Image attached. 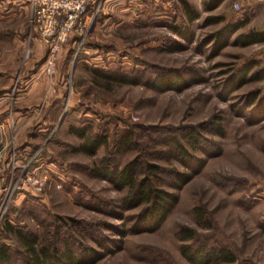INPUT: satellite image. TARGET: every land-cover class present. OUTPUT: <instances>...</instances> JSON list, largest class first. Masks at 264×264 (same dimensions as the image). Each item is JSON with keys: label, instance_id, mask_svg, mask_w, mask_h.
Listing matches in <instances>:
<instances>
[{"label": "rangeland", "instance_id": "374dc122", "mask_svg": "<svg viewBox=\"0 0 264 264\" xmlns=\"http://www.w3.org/2000/svg\"><path fill=\"white\" fill-rule=\"evenodd\" d=\"M104 1L83 43H66L50 76L32 1L0 0V97L6 98L0 108L12 113L11 142L0 150V175L9 188L8 204L0 207V240L26 248L7 222L42 238L60 226V237L71 242L69 232L96 248L105 240L111 251L90 264H264V118L257 113L264 101V41H235L239 32L264 30V0H225L214 9L188 0L200 13L193 21L182 0ZM209 14L245 21L216 54L205 40L223 22L209 23ZM244 68L248 77L233 85L231 75ZM96 69L142 79L120 82ZM160 72H181L186 80L176 87L145 84ZM18 108L49 114L50 127L38 134L42 117L34 118L16 133ZM71 126L85 136L106 135L108 143L89 154L81 147L86 137ZM177 141L205 160L179 189L170 185L175 170L192 173L194 167L182 160ZM106 154L119 165L137 156L159 164L160 185L179 196L160 227L128 231L120 248L113 239L144 204L119 208L127 190L92 174ZM58 216L68 223L56 224ZM188 229L192 237L184 238ZM184 244L224 246L236 260L193 263Z\"/></svg>", "mask_w": 264, "mask_h": 264}, {"label": "trees", "instance_id": "16d2710c", "mask_svg": "<svg viewBox=\"0 0 264 264\" xmlns=\"http://www.w3.org/2000/svg\"><path fill=\"white\" fill-rule=\"evenodd\" d=\"M222 1L223 0H205L204 6L206 9H214ZM182 3L189 21H193L200 16L199 11L195 9L188 0H182ZM99 11H101V9ZM206 19L209 23L223 22V24L212 31L205 40L206 43L213 44L212 50L214 54L222 49L230 41L233 34L245 24L244 20L236 22L227 21L226 16L223 14H209L206 16ZM173 29L185 37L189 36L188 30H182L177 24L173 26ZM78 38H74L75 43L78 42ZM235 41L242 45L263 42L264 30L254 29L246 32H239L236 35ZM96 71L105 75V77L120 82L139 83L142 79L139 74L133 75L123 72L118 73L116 71L108 74V71L102 69H96ZM248 71V69L244 68L234 72L230 77L233 85L243 83L248 77ZM183 80H186V76L181 72L176 74L160 72L154 78L147 79L145 84L157 88L176 87L175 85L182 83ZM256 93L257 91H254L248 95V98L251 100L250 105H252L256 99ZM253 96L255 97L253 98ZM257 108V113L264 118V101L258 102ZM71 130L84 138L86 137L81 147L89 154H94L100 145L108 143L106 135L85 136L86 132L84 129L75 128L74 126H71ZM126 139L127 135L122 138V141H127ZM197 139L199 140V136L195 135L194 141L197 142ZM175 146L187 166L194 167L192 173L175 170V175L170 185L179 189L191 179L193 173H196L203 166L205 160L196 154L190 153L187 147L180 141H177ZM91 172L95 176L109 179L117 190H127L121 197V201L118 204L119 208L130 209L144 204L142 210L133 216L134 218L131 226L128 228L123 227L119 230L122 237L118 240L113 239L114 242H117L116 247L118 248L122 246L123 236L126 235L128 231L138 232L153 230L160 227L168 211L173 207L179 197L176 191H172L160 185L161 166L157 163L145 162L139 156L134 157L123 165H119L114 156L106 154L92 166ZM121 217H123V214H121ZM57 220L68 223L62 216H58V219L55 220L56 224L58 223ZM6 226L8 231L10 230L16 234L18 237L17 239H19L26 248H20V250L14 249L8 242L0 240V264H90L103 258L107 251H111L106 245L105 240L98 239L97 241H100L101 249L96 248L93 244L82 242L80 237L70 233L69 230L67 235L71 236L72 242L69 237L63 239L59 235L60 226H55L56 229L54 228V232L52 230L50 232L45 231L43 238L40 237V235L30 237L19 228L10 224V222H7ZM191 232L192 229H188L189 234H185L186 236H184V238L192 237ZM104 238L109 239L106 236H104ZM58 241H62L64 244H58ZM182 251L187 259L193 263H208L213 260L234 262L236 260L235 253L224 246L208 247L206 244L197 246L193 244H184L182 245Z\"/></svg>", "mask_w": 264, "mask_h": 264}, {"label": "built area", "instance_id": "2783aa9c", "mask_svg": "<svg viewBox=\"0 0 264 264\" xmlns=\"http://www.w3.org/2000/svg\"><path fill=\"white\" fill-rule=\"evenodd\" d=\"M33 22L35 28L44 37L48 54L45 62V72L54 76L57 69L59 54L71 36L83 43L94 17L103 5L104 0H31ZM98 2V3H97ZM93 14L91 6L95 5ZM239 7V5L237 4ZM0 175V207L7 205L9 188L4 187ZM3 189L4 192H1ZM4 193V194H3ZM6 208V207H5Z\"/></svg>", "mask_w": 264, "mask_h": 264}, {"label": "crops", "instance_id": "0c3cea01", "mask_svg": "<svg viewBox=\"0 0 264 264\" xmlns=\"http://www.w3.org/2000/svg\"><path fill=\"white\" fill-rule=\"evenodd\" d=\"M223 1H225V0H223ZM105 3L106 2L103 1V7L100 8L101 10L106 7ZM95 6H96V4L91 6L90 14L94 13ZM39 36L43 40V42L46 44L44 37L40 34H39ZM74 38H75V36H71V38L69 39V41L67 43L71 42V44L75 45V39ZM4 99H6V98L0 97V102ZM14 112H15L14 117L16 119V121L14 120L15 124H16L15 125L16 126L15 127L16 133L22 132L29 123L33 122L34 118H41L42 117L41 119H38L36 121V124L38 125V131H39L38 134L44 133L50 127V122H49L50 119L48 118L49 114H47V113H46V116H45V114L42 115V112H41V114L38 112H35L33 114H31V113L29 114V111H26L24 113L21 110V108H18ZM11 117H12V113L6 107L0 108V146H1L0 150L3 147H6V145H8L11 142V137H12L11 136L12 135V127H11L12 118Z\"/></svg>", "mask_w": 264, "mask_h": 264}]
</instances>
